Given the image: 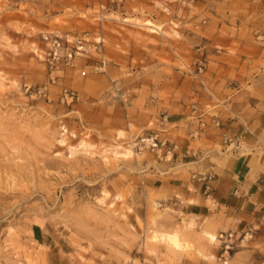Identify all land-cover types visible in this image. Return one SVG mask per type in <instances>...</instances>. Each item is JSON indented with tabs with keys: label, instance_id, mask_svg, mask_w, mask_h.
<instances>
[{
	"label": "rangeland",
	"instance_id": "obj_1",
	"mask_svg": "<svg viewBox=\"0 0 264 264\" xmlns=\"http://www.w3.org/2000/svg\"><path fill=\"white\" fill-rule=\"evenodd\" d=\"M44 33L88 35L55 85ZM43 85L50 100L32 93ZM62 88L80 100L62 104ZM231 96L264 103V0H0V264H264L255 237L225 253L203 232H229L219 217L185 215L176 154L133 148L180 145L174 121L209 123ZM176 231L179 251L153 238Z\"/></svg>",
	"mask_w": 264,
	"mask_h": 264
},
{
	"label": "crops",
	"instance_id": "obj_2",
	"mask_svg": "<svg viewBox=\"0 0 264 264\" xmlns=\"http://www.w3.org/2000/svg\"><path fill=\"white\" fill-rule=\"evenodd\" d=\"M225 98V109L216 112V118L208 117L207 129L199 137H192V125L179 127L184 119L174 121L179 125L175 131L183 135L174 164L190 167L191 171L171 186L190 201L183 207L185 215L196 220L216 215L231 232L254 230V242L264 244V103L256 104L251 97ZM215 119L220 121V128H215ZM225 136L237 148L219 154L213 146L218 142L225 145ZM197 142L202 145L198 146ZM205 169L216 173L209 193L190 178L194 172ZM209 200L215 210L208 204Z\"/></svg>",
	"mask_w": 264,
	"mask_h": 264
},
{
	"label": "built area",
	"instance_id": "obj_3",
	"mask_svg": "<svg viewBox=\"0 0 264 264\" xmlns=\"http://www.w3.org/2000/svg\"><path fill=\"white\" fill-rule=\"evenodd\" d=\"M42 40L46 44L47 49L44 54L46 65L51 71L50 84L55 85L60 78L57 73H64L68 69L75 67V60L79 55L86 53L88 48V35L78 37H64L58 34L44 33L42 34ZM100 66L94 68V72H103L106 68L105 59L100 62ZM87 74L86 71L82 73L83 76ZM120 84L115 82V90L118 94L121 92ZM32 90V87H28V91ZM34 95L44 97L50 100V93L48 85H43L39 89L32 91ZM80 100V95L75 91L68 88H62L59 101L64 105H72ZM169 119L168 115L163 117V123ZM197 127L192 130V137H199L207 129V122L204 121L202 116L197 117ZM215 128H220L221 123L217 119L213 121ZM232 139L225 136L224 144L233 145ZM134 150L142 153L146 149L157 151V155L165 160H172L175 154L179 150V145L170 143L168 139L159 140L158 135H150L147 137H141L138 142L134 144ZM191 179L193 182L201 183L204 186L205 193H209L212 190V183L216 179V173L212 169H205L204 171H196L192 174ZM253 231L249 230L243 236L238 237L235 232H221L218 235V239L221 242L225 253H229L246 241L253 238Z\"/></svg>",
	"mask_w": 264,
	"mask_h": 264
},
{
	"label": "bare ground",
	"instance_id": "obj_4",
	"mask_svg": "<svg viewBox=\"0 0 264 264\" xmlns=\"http://www.w3.org/2000/svg\"><path fill=\"white\" fill-rule=\"evenodd\" d=\"M124 21L125 22H129V20L128 19H124ZM136 21V20H135ZM132 22V21H131ZM136 25H138V26H140V27H144V28H147V29H149L150 31H152V32H156V31H159L160 29L153 23V22H151V21H147V22H145V23H140V22H137L136 21V23H135ZM120 148V147H119ZM126 150V149H125ZM128 150V149H127ZM119 153L116 151L115 152V155H118ZM123 156H126V157H129V156H131V151H130V149H129V151H127L126 153H123L122 154ZM194 219V218H193ZM196 223V222H195ZM193 224V223H192ZM191 224V225H192ZM185 225H186V223H185ZM190 225V224H189ZM197 225V224H196ZM194 226V225H193ZM191 227V226H190ZM193 228V227H192ZM195 228H196V226H195ZM204 228V227H203ZM207 228V227H206ZM186 230V229H185ZM187 230H189V229H187ZM204 230V229H203ZM202 230V231H203ZM183 231V230H182ZM181 231V232H182ZM190 231V230H189ZM181 232H179V231H176V232H171V233H169V232H164V233H161L160 235H158V234H155L154 236H153V238L155 239V240H158V239H160V240H162V241H165V242H167V243H169L174 249H176L177 251H179V250H181V249H183V248H185V244H184V241H183V238H182V236H188V235H186V233H182V234H184V235H182L181 234ZM191 232V231H190ZM204 233H205V236L206 237H208L212 242H216V241H218V238H217V236L215 235V234H213V233H211L210 231H208V229L206 230L205 229V231H203ZM187 233H189V232H187ZM203 237V236H202ZM210 241V242H211ZM211 242V243H212ZM187 243V242H186Z\"/></svg>",
	"mask_w": 264,
	"mask_h": 264
}]
</instances>
